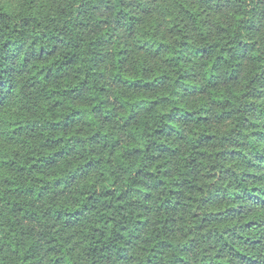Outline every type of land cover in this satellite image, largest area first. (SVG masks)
<instances>
[{
    "label": "trees",
    "instance_id": "trees-1",
    "mask_svg": "<svg viewBox=\"0 0 264 264\" xmlns=\"http://www.w3.org/2000/svg\"><path fill=\"white\" fill-rule=\"evenodd\" d=\"M0 264H264V0H0Z\"/></svg>",
    "mask_w": 264,
    "mask_h": 264
},
{
    "label": "rangeland",
    "instance_id": "rangeland-1",
    "mask_svg": "<svg viewBox=\"0 0 264 264\" xmlns=\"http://www.w3.org/2000/svg\"><path fill=\"white\" fill-rule=\"evenodd\" d=\"M1 1H10V2H12L15 5L18 0H1Z\"/></svg>",
    "mask_w": 264,
    "mask_h": 264
}]
</instances>
